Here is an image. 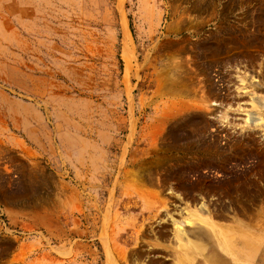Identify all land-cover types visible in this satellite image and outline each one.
Masks as SVG:
<instances>
[{
  "label": "rangeland",
  "instance_id": "rangeland-1",
  "mask_svg": "<svg viewBox=\"0 0 264 264\" xmlns=\"http://www.w3.org/2000/svg\"><path fill=\"white\" fill-rule=\"evenodd\" d=\"M179 227L264 264V0H0V264H197Z\"/></svg>",
  "mask_w": 264,
  "mask_h": 264
},
{
  "label": "crops",
  "instance_id": "crops-1",
  "mask_svg": "<svg viewBox=\"0 0 264 264\" xmlns=\"http://www.w3.org/2000/svg\"><path fill=\"white\" fill-rule=\"evenodd\" d=\"M218 222L220 223H227V224H235V221H228L224 218V216L218 215ZM235 236V243H236V247L238 249V253L239 255L241 254L240 249L244 248L246 249L248 246H242V242L240 239V236L238 235L236 237ZM196 240V239H195ZM198 242L201 243V246L204 248V252H203V256L201 257V259L199 258L197 261V264H234L233 259H231V257L229 255H227L224 251H222L217 244L214 243L213 239L202 234L201 235V239L197 240ZM249 248V247H248ZM263 252H264V246H263ZM253 258H252V263H253ZM156 264H160L156 263Z\"/></svg>",
  "mask_w": 264,
  "mask_h": 264
},
{
  "label": "bare ground",
  "instance_id": "bare-ground-1",
  "mask_svg": "<svg viewBox=\"0 0 264 264\" xmlns=\"http://www.w3.org/2000/svg\"><path fill=\"white\" fill-rule=\"evenodd\" d=\"M129 58V65H130V61H131V59H132V57H128ZM179 86V85H178ZM181 86V85H180ZM181 94V93H180ZM176 98V97H175ZM185 104V103H184ZM170 105H171V103H170ZM181 105H182V103H181ZM183 107H184V105H183ZM177 109V108H176ZM171 115V114H170ZM173 117V116H172ZM198 138V137H197ZM184 140V139H183ZM181 141V140H180ZM192 142V141H191ZM197 142V141H196ZM186 143V142H185ZM193 144V143H192ZM199 146V145H198ZM189 147V146H188ZM214 149V148H213ZM196 150V149H195ZM215 150V149H214ZM219 150V149H218ZM212 151V150H211ZM215 151H217V150H215ZM214 152V151H213ZM218 152V151H217ZM176 154V153H175ZM195 154V153H194ZM199 155V154H198ZM187 156V155H186ZM207 156V155H206ZM213 156V155H212ZM222 156V155H221ZM175 157V156H174ZM179 157V156H178ZM185 157V156H184ZM217 157V156H216ZM215 157V158H216ZM182 158V157H181ZM186 158V157H185ZM187 158H188V156H187ZM187 158H186V160H187ZM209 158H210V156H209ZM189 159V158H188ZM199 159V158H198ZM220 159V158H219ZM176 160V159H175ZM215 160V159H214ZM221 160V159H220ZM223 160V159H222ZM183 161V160H182ZM188 161V160H187ZM193 161V160H192ZM219 161V160H218ZM198 162V161H197ZM187 164H189V163H187ZM203 204H205V203H203ZM201 210L203 211L204 210V206L201 208ZM184 223L183 222H180V224L179 225H183ZM177 232H178V234L180 235L179 237H183L184 236V234H185V231L183 230V228H181V227H179L178 228V230H177ZM183 238H185L186 240V244L184 243V250L185 249H187V248H190V247H193V249H195V250H197L198 252H200V251H203V248H202V246H201V244H199V243H196V242H193L191 239H189L187 236H184ZM225 248H228V249H232V251H231V255L233 256V258H234V256H236L237 257V255H235L236 254V251L234 250L235 248H234V246L233 245H231V243L229 242V241H227V240H225Z\"/></svg>",
  "mask_w": 264,
  "mask_h": 264
}]
</instances>
